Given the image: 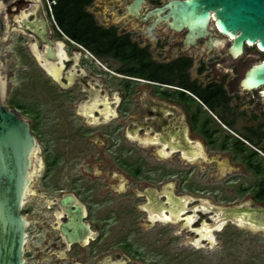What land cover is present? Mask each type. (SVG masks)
I'll use <instances>...</instances> for the list:
<instances>
[{
    "label": "flooded vegetation",
    "instance_id": "af4514ba",
    "mask_svg": "<svg viewBox=\"0 0 264 264\" xmlns=\"http://www.w3.org/2000/svg\"><path fill=\"white\" fill-rule=\"evenodd\" d=\"M172 1L0 0L2 105L28 122L36 143L34 127L46 121L51 141L71 148L66 172L57 173L52 157L50 181L41 179L49 191L38 194L45 206L33 222L41 263L170 264L212 245L223 257L234 237L249 240V227L232 218L245 222L249 208L264 209L254 196L264 178L253 188L230 184L252 193L239 202L213 200L218 182L187 178L240 171L218 172L216 152L264 175L233 149L235 139L245 141L232 130L241 119L237 103L250 107L251 128L264 116L259 91L239 86L264 51L244 42L233 58L234 39L211 11L207 34L188 42L187 27L169 25ZM22 79L31 86L14 89ZM18 91H33V112ZM235 208L241 216L221 211Z\"/></svg>",
    "mask_w": 264,
    "mask_h": 264
},
{
    "label": "water",
    "instance_id": "95a60500",
    "mask_svg": "<svg viewBox=\"0 0 264 264\" xmlns=\"http://www.w3.org/2000/svg\"><path fill=\"white\" fill-rule=\"evenodd\" d=\"M165 7L170 8L168 16L173 18L169 23L171 28L189 29L188 42L207 34L211 11L221 33L234 39L228 48L233 58L241 56L244 42L256 44L264 51V0H176ZM239 86L242 91L258 90L264 105V60L244 72ZM2 93L0 91V264H24L28 222L21 210L31 183L29 172L37 143L28 122L2 105ZM221 211L228 219L241 216L240 208ZM247 211L245 222L232 218L233 222L251 231H264V209ZM66 230L63 229V233L68 240L75 241Z\"/></svg>",
    "mask_w": 264,
    "mask_h": 264
},
{
    "label": "rangeland",
    "instance_id": "374dc122",
    "mask_svg": "<svg viewBox=\"0 0 264 264\" xmlns=\"http://www.w3.org/2000/svg\"><path fill=\"white\" fill-rule=\"evenodd\" d=\"M255 60V61H254ZM263 59H252V62H248L246 67L251 66L255 64L256 62H259ZM17 74V73H16ZM5 75H3L4 77ZM3 79V78H2ZM18 79V75H17ZM44 84H46V87H51L52 84H50L49 78L44 76ZM31 86L30 79L29 80H20L16 86H14V89H19L23 87ZM52 88V87H51ZM20 92V101L23 105V107L26 109V111L29 110V112H33L34 104H36V101L34 100L33 91H18ZM238 105L232 106V110H234V114L240 115L241 119L240 122L237 123L236 126H232V130L239 134H243V129H241L244 126H249L248 128H251L250 125L253 123H248L247 121L250 119L249 114L250 112H247L250 107H247V105L237 103ZM243 109H246L245 113L240 114L239 112ZM26 112V113H29ZM33 114V113H32ZM28 118V117H27ZM48 122H44L42 125L36 124L37 127H34V131L36 134L40 135L39 139L41 141H38V145L36 148V151L32 158V165H31V172L30 173V179L31 184L29 185V189L27 190L26 199H25V205L23 206L21 210V214L24 218L28 221V227L26 229L27 233V242L25 246V255L24 260L25 264H51L50 260L44 263L40 262V259L37 258V254L35 252V247L37 246V241L35 240V231H34V219L35 215H39L37 212L44 208L45 203L40 201V197H38V194L41 193L44 196L48 197L49 191L43 188L41 186V179H46L45 182H49L51 178V174L53 171H51L49 167V161H51L52 157L57 158L58 160V171L57 173L62 174L66 172V170L71 166L69 164L70 161V146L69 144L61 141L60 143H57L55 141H51V129L48 127ZM254 131V128L251 130ZM257 132V131H255ZM54 133V132H53ZM246 134L251 137V133L246 130ZM257 135L259 133H256ZM264 134V130H263ZM67 135V134H65ZM50 136V137H49ZM251 142L253 140L249 138ZM261 149L262 153L264 154V139L261 141V145L259 147ZM212 153V152H211ZM214 153V151H213ZM217 158L215 160L217 161L218 166V172L224 171L223 169L229 168L228 166H235L239 167L240 171L235 174V176L226 175L225 172H222L221 174H214L212 177H209L208 175H192L189 176L187 179L189 182L192 183H201V184H210L214 182H218L216 187H218V192L215 195L216 198H213V200L219 202V201H245V200H251V192L247 193H238L235 189H231L230 184L234 182V184L237 185H243V187L253 188L254 185L258 182V180L263 179V176L256 177L253 174L249 173L238 161L234 160L232 156H230L227 153H221L216 152ZM260 155V154H259ZM261 158L264 159L262 155H260ZM44 182V183H45ZM40 187V188H39ZM40 189V190H39ZM227 189V190H226ZM206 195H211L209 192H205ZM249 240L242 241L241 238L234 237L233 244L229 245V251L222 254L223 257L220 256V254H217V251L214 250L213 245L210 246V249L206 250H200L196 252H192L190 254H185L184 259H179L174 262H171L170 264H264V233L261 232H250L249 234ZM247 239V238H246Z\"/></svg>",
    "mask_w": 264,
    "mask_h": 264
},
{
    "label": "trees",
    "instance_id": "16d2710c",
    "mask_svg": "<svg viewBox=\"0 0 264 264\" xmlns=\"http://www.w3.org/2000/svg\"><path fill=\"white\" fill-rule=\"evenodd\" d=\"M253 128H246L244 129V132L243 134H239V136L244 140L246 141L250 146H253L255 147L256 149L260 150L259 147L261 145V141L262 139H264V134H263V130H264V116H262V118H260L258 120V124L256 126V128H254V131H251ZM246 130L248 132L251 133V137H249L247 134H246ZM257 131V132H255ZM256 133H259L258 135ZM249 138H251L253 140V142H251L249 140ZM236 140V144L233 146V149L241 156V159L243 161V163L247 166V168L249 170H251L252 172L256 173V174H263L264 173V164L260 165V164H257L255 161H254V158L255 156H259L256 151H254L253 149H251L250 146L246 145L243 141H238L237 139ZM224 148H225V145H223ZM246 151H249V155H246ZM262 152V151H261ZM260 159L263 161L264 163V159L260 157ZM255 198L256 200L264 203V181L260 183L258 189L256 190L255 192Z\"/></svg>",
    "mask_w": 264,
    "mask_h": 264
},
{
    "label": "built area",
    "instance_id": "2783aa9c",
    "mask_svg": "<svg viewBox=\"0 0 264 264\" xmlns=\"http://www.w3.org/2000/svg\"><path fill=\"white\" fill-rule=\"evenodd\" d=\"M47 6L49 7L50 6V3L48 2L47 3ZM245 143L247 144V145H249L246 141H245ZM250 146V145H249ZM251 147V146H250ZM260 155H262L263 157H264V154L261 152V151H259V150H257V149H255Z\"/></svg>",
    "mask_w": 264,
    "mask_h": 264
},
{
    "label": "bare ground",
    "instance_id": "6f19581e",
    "mask_svg": "<svg viewBox=\"0 0 264 264\" xmlns=\"http://www.w3.org/2000/svg\"><path fill=\"white\" fill-rule=\"evenodd\" d=\"M248 45H253V44H250V43H248ZM34 154V153H33ZM29 175H30V173H29ZM29 188V187H28ZM28 190V189H27ZM26 194H27V191H26Z\"/></svg>",
    "mask_w": 264,
    "mask_h": 264
}]
</instances>
